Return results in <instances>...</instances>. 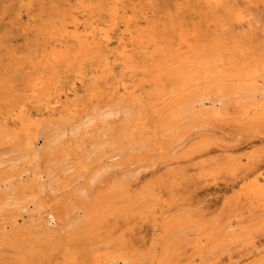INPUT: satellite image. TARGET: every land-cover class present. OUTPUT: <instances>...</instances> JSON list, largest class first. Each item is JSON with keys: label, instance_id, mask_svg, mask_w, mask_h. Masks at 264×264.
Here are the masks:
<instances>
[{"label": "bare ground", "instance_id": "1", "mask_svg": "<svg viewBox=\"0 0 264 264\" xmlns=\"http://www.w3.org/2000/svg\"><path fill=\"white\" fill-rule=\"evenodd\" d=\"M262 46L264 0H9L0 14V125L24 138L28 157L0 171V251L16 264L155 263L173 232L189 226L173 215L184 193L209 174L229 175L234 186L255 169V157L231 153L251 139L264 144ZM194 105V118H181ZM92 111L96 120L83 124L90 134L76 136L69 119ZM54 123L69 125L76 138H51ZM150 132L154 145L134 157ZM247 132L253 135L241 142ZM224 134L237 140L219 143ZM181 146L185 155L165 159ZM154 154L165 168L183 164L180 180L130 177ZM44 157L53 165L42 171L49 179H65L68 169L60 176L59 167L70 158L78 176L49 183L46 193L42 175L29 185L7 182L19 183ZM194 167L201 177L191 176ZM243 191L264 200V182Z\"/></svg>", "mask_w": 264, "mask_h": 264}, {"label": "rangeland", "instance_id": "2", "mask_svg": "<svg viewBox=\"0 0 264 264\" xmlns=\"http://www.w3.org/2000/svg\"><path fill=\"white\" fill-rule=\"evenodd\" d=\"M8 2L9 0H0V14L6 8ZM248 18L253 19L256 26L261 24V17L259 16L252 15ZM20 40L21 39H18L19 42ZM262 47L264 48V46ZM258 85L264 88L262 82ZM147 94L148 93L146 92L145 95ZM196 106L197 105H194L193 107L195 109L193 111L190 110V112L187 109H184L183 114L180 113L181 118L187 117L186 121L189 118H194L193 116L196 114H193L192 112L196 113L200 111V108L197 109ZM227 111H231V109ZM230 113L231 112H229V114ZM96 117L98 116H96L95 111H92L89 116L80 117V115H78L69 119L71 122L69 125L72 126V124H74V128L72 127L73 132L76 131L78 134L76 136L81 137L88 132L83 125L84 122L91 121L92 123L96 120ZM186 124H188V122L181 123V125L184 126ZM45 125L40 128L37 133V143H39V146L42 145V142L45 140V134L49 131L51 138H54V140L60 139L61 142L76 138L75 136H69V125L59 126L57 123H54V126H51L49 131H46L47 126ZM231 128L232 130H235V128ZM169 130L170 133H175L178 128H170ZM259 132L264 133V125L259 128ZM251 135L253 134L247 132L243 138L239 139L243 142ZM225 136H227V134H224V136L218 135L222 140L219 139V143L230 144L237 140L235 137L226 138ZM23 140V137H15L11 129L9 131L0 125V171L6 170L9 172L10 167L16 163V159H26V156L28 157L25 147L20 146L19 143ZM251 141L252 144L243 143L236 145L235 149H237V151L231 153L234 157H241L240 159L243 161H246L244 158L246 155H251V159L255 157L253 159L255 169L247 173L248 176L246 179L237 180V184L231 186V177L229 175L219 173L212 177V175L209 174L207 177H204V179H206L205 181L200 178L202 184L197 186L195 193L187 191L180 197L179 203L182 207H179L180 210L174 212L173 215H176L178 218L187 219L188 223L190 222L189 226H184L173 232L165 249L159 251L157 255L158 260L153 264H264V200H252L246 197L243 191L245 187H250L255 184L261 185L264 182V144H261L255 139H251ZM153 145L154 141L152 132H150L144 137V140L142 144H139V147L136 145L138 148L133 153V156L136 157L141 155V158H143ZM186 150L187 147L184 146L177 147L174 150L170 149L166 154L165 159H174L185 155ZM216 156L217 154H211L206 158L217 159L218 157L216 158ZM29 157L31 156L29 155ZM49 161L50 160H47L45 157L34 159L33 163L30 164L33 168H30L26 170L24 174H21L19 183L16 182V179L14 178L7 182L15 186L23 184L29 185L32 180L42 175L39 182L42 184L41 189L46 193L49 183H63L68 179H73L78 176L79 164H74L72 158H70L63 168L59 167L60 176L63 175L64 169H68L65 172V179H49L45 173L53 166ZM161 162L162 159L160 155L154 154L149 161H141L140 164L134 165L131 168L129 175L131 178L142 177L147 181L165 173L164 176H172V181L180 180V177L184 172L183 164L172 165L165 168L164 165L160 164ZM23 167L24 162L20 163L19 168ZM194 168L195 170L190 173L191 176H200L199 169L197 167ZM18 170V168L14 169V172H17ZM43 170L45 172L42 174ZM152 172H154L155 175H152ZM227 183L228 185H226ZM5 184L4 181L0 182L2 189L6 188ZM15 200L22 202L23 198L21 200L17 198L9 199V201ZM27 200L29 201L30 197ZM29 211L34 212V207L30 206ZM2 223L3 219L1 216L0 224ZM21 225H25V221L22 219L19 221V226ZM109 225L111 226L112 222L109 223ZM52 228L55 232L61 229L58 225H54ZM144 228L146 229V226H144ZM147 230L149 234H159V232L154 233L150 227H148ZM65 231H67V228L64 227L59 233H64ZM6 232L10 234L12 231L8 228ZM133 234L137 235L136 232H133ZM128 235L129 234L127 233L125 237L128 238ZM124 241L123 236L121 242ZM16 242L17 241L14 243ZM85 247L83 250L89 252ZM96 247L101 246L99 244L96 245ZM0 264H16L12 259V253L10 251H0ZM24 264L34 263L25 261Z\"/></svg>", "mask_w": 264, "mask_h": 264}]
</instances>
